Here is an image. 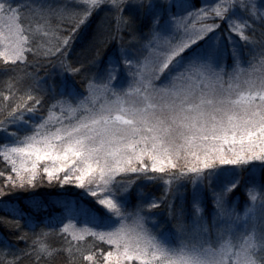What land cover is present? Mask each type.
<instances>
[{"label":"snow or ice","instance_id":"1","mask_svg":"<svg viewBox=\"0 0 264 264\" xmlns=\"http://www.w3.org/2000/svg\"><path fill=\"white\" fill-rule=\"evenodd\" d=\"M0 137V264H264V0H0Z\"/></svg>","mask_w":264,"mask_h":264},{"label":"trees","instance_id":"2","mask_svg":"<svg viewBox=\"0 0 264 264\" xmlns=\"http://www.w3.org/2000/svg\"><path fill=\"white\" fill-rule=\"evenodd\" d=\"M99 22H100V15H98L92 21V23L90 24L89 29L87 30V32L91 33L92 31H94ZM81 43H82V41L78 42L77 45H76L77 53H79L81 51V48H80V44ZM117 43H118V41H117ZM109 50H111V46H110ZM2 142H3V138L0 137V143H2ZM6 169H7V166L3 163L2 158H0V171H4ZM2 183H3V177H0V184H2ZM145 190L149 191V192H153L155 195H159L160 194L159 189L155 188L153 185H146L145 186ZM60 191H61V189L58 186H56V185L48 186L47 184H45L43 187H39L38 188L39 195L44 197L46 200L54 199L56 197V195ZM76 191H78V190H76ZM26 197H27V193L26 192H16L13 196L5 197L4 200L5 201L11 200L13 202L19 201V206L20 207H25V203L24 202H25ZM243 198H244L243 197V193L242 192L238 193V199L242 200ZM51 211L52 212H60V209L54 207V208L51 209ZM5 216H7V212L4 211L3 203L0 202V217H5ZM158 219L162 222L164 217L161 216ZM21 223H23V221ZM149 227H151V225H149ZM5 240L11 245H15V246L20 247V248L24 247V244L22 242L17 244L15 235L9 230V228L5 224L0 223V241H5ZM58 264H64L63 259H61L58 262Z\"/></svg>","mask_w":264,"mask_h":264}]
</instances>
